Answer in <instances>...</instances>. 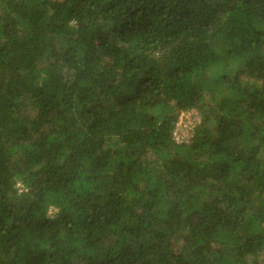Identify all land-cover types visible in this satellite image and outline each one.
Masks as SVG:
<instances>
[{
	"label": "trees",
	"instance_id": "trees-1",
	"mask_svg": "<svg viewBox=\"0 0 264 264\" xmlns=\"http://www.w3.org/2000/svg\"><path fill=\"white\" fill-rule=\"evenodd\" d=\"M0 264H264V0H0Z\"/></svg>",
	"mask_w": 264,
	"mask_h": 264
},
{
	"label": "rangeland",
	"instance_id": "rangeland-1",
	"mask_svg": "<svg viewBox=\"0 0 264 264\" xmlns=\"http://www.w3.org/2000/svg\"><path fill=\"white\" fill-rule=\"evenodd\" d=\"M196 120V113L192 111L180 114L177 121L176 130L174 131V139L176 142H183L188 138L190 130Z\"/></svg>",
	"mask_w": 264,
	"mask_h": 264
}]
</instances>
